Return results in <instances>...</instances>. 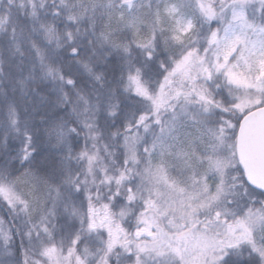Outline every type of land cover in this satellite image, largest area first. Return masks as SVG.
Segmentation results:
<instances>
[{
  "label": "snow or ice",
  "instance_id": "obj_1",
  "mask_svg": "<svg viewBox=\"0 0 264 264\" xmlns=\"http://www.w3.org/2000/svg\"><path fill=\"white\" fill-rule=\"evenodd\" d=\"M0 264H264V0H0Z\"/></svg>",
  "mask_w": 264,
  "mask_h": 264
}]
</instances>
